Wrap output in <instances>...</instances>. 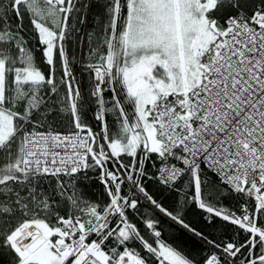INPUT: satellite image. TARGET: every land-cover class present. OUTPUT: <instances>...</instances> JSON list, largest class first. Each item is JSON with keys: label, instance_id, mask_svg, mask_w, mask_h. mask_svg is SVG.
I'll return each instance as SVG.
<instances>
[{"label": "snow or ice", "instance_id": "6c2138e0", "mask_svg": "<svg viewBox=\"0 0 264 264\" xmlns=\"http://www.w3.org/2000/svg\"><path fill=\"white\" fill-rule=\"evenodd\" d=\"M0 264H264V0H0Z\"/></svg>", "mask_w": 264, "mask_h": 264}, {"label": "trees", "instance_id": "16d2710c", "mask_svg": "<svg viewBox=\"0 0 264 264\" xmlns=\"http://www.w3.org/2000/svg\"><path fill=\"white\" fill-rule=\"evenodd\" d=\"M72 51H73V54L76 56V58H77V60L79 59V57H80V51H79V49L78 48H73L72 49ZM77 74H79V69L77 68ZM93 190L95 191V192H99V191H101V189L98 187V186H93Z\"/></svg>", "mask_w": 264, "mask_h": 264}]
</instances>
